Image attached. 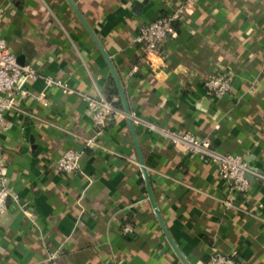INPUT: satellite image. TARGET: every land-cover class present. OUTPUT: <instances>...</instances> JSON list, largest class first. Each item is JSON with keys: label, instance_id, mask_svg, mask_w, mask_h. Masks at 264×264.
I'll list each match as a JSON object with an SVG mask.
<instances>
[{"label": "crops", "instance_id": "0c3cea01", "mask_svg": "<svg viewBox=\"0 0 264 264\" xmlns=\"http://www.w3.org/2000/svg\"><path fill=\"white\" fill-rule=\"evenodd\" d=\"M73 1L122 85L153 203L175 246L189 264H207L215 252L264 264V179L248 180L240 194L214 164L158 130L207 138L264 175V0H191L151 64L134 41L138 27L185 0ZM0 8V38L40 75L28 90L48 100L25 97L24 112L8 113L0 135L3 171L18 196L0 214V264H183L156 217L109 69L69 4L0 0ZM220 72L232 74L230 92L211 97L203 82ZM45 76L70 91L46 86ZM81 93L114 107L104 127L93 124ZM69 148L81 152V167L63 174L55 161Z\"/></svg>", "mask_w": 264, "mask_h": 264}, {"label": "built area", "instance_id": "2783aa9c", "mask_svg": "<svg viewBox=\"0 0 264 264\" xmlns=\"http://www.w3.org/2000/svg\"><path fill=\"white\" fill-rule=\"evenodd\" d=\"M191 0L179 4L169 13L162 15L155 20L144 23L138 27L134 41L145 59L151 62V56L160 54L161 47L168 36L173 32V25L176 21L182 20L185 11ZM3 9L0 8V14ZM137 65L130 68L129 74L137 72ZM40 75L31 64H20L16 56L10 52L6 42L0 38V135L7 128L6 115L12 112H24L22 101L25 97L30 96L42 105H47L48 100L44 93H31L26 84L36 80ZM46 86H58L64 92L70 91V88L60 78L51 76L42 77ZM232 74L230 72H220L211 74L204 82L206 94L221 98L228 94L231 89ZM80 96L86 101L90 111L93 124L102 128L114 116V107L104 98H93L85 93ZM130 116V115H129ZM132 119V117L130 116ZM133 121V120H132ZM154 129V126L150 124ZM160 133L167 138L173 145L183 146L191 155H198L204 163H211L216 166L217 174L227 185L240 194L248 191L249 181L247 174L264 179L259 171L252 168L248 161L238 154L223 153L217 151L207 138H198L195 135L185 132L176 133L168 129H158ZM88 146L95 145L94 139H86ZM81 152L76 149H66L55 161V169L63 174H72L80 170ZM3 149L0 141V214L7 210L8 198L14 201L18 200L16 194H12L8 178L4 174ZM221 202L227 207H233L239 211L247 212L239 205L234 204L229 199H221ZM249 213V212H248ZM131 227L125 224L122 228L123 234H129ZM55 258V253L49 254L47 260ZM111 260L106 259L103 264H110ZM207 264H236V260L223 253L215 252L209 256Z\"/></svg>", "mask_w": 264, "mask_h": 264}, {"label": "water", "instance_id": "95a60500", "mask_svg": "<svg viewBox=\"0 0 264 264\" xmlns=\"http://www.w3.org/2000/svg\"><path fill=\"white\" fill-rule=\"evenodd\" d=\"M66 2L69 4V6L71 7V9L73 10V12L75 13L76 17L78 18V20L80 21V23L82 24V26L84 27V29L86 30V32L88 33V35L90 36L91 40L94 42V44L96 45L97 49L99 50V52L101 53L103 59L105 60V63L109 69V72L114 80V83H115V86L118 90V94H119V98H120V101H121V104H122V108H123V112L126 114L127 116V123H128V126H129V130L131 132V135H132V139H133V142H134V145H135V149H136V152H137V155H138V162L140 164V169H141V172H142V175H143V179L145 181V185L147 187V191H148V195L150 197V200L153 204V208H154V211H155V214H156V217L158 218V221L163 229V232L164 234L166 235L168 241L170 242L172 248L174 249L175 253L177 254V256L181 259V261L183 262V264H189V262L187 261V259L182 255V253L178 250V248L175 246V244L173 243V241L170 239L167 231H166V228L160 218V215L153 203V198H152V194H151V190H150V182H149V177H148V173L146 171V168L144 167L143 165V160H142V156H141V153H140V149H139V145H138V142H137V138H136V134H135V131H134V124H133V121L132 119L130 118V110H129V107H128V104H127V100H126V96H125V93H124V90L122 88V85L118 79V76H117V73L112 65V62L110 60V57L108 56V54L106 53V51L104 50V48L102 47V44L100 42V39L96 36V34L94 33V31L92 30V28L89 26V24L86 22L84 16L81 14V12L79 11L78 7L76 6V4L74 3L73 0H66ZM253 175L251 174H247L246 175V178L248 180L252 179Z\"/></svg>", "mask_w": 264, "mask_h": 264}, {"label": "trees", "instance_id": "16d2710c", "mask_svg": "<svg viewBox=\"0 0 264 264\" xmlns=\"http://www.w3.org/2000/svg\"><path fill=\"white\" fill-rule=\"evenodd\" d=\"M110 80L112 82V92L118 97V90L115 86V83H114V80L112 79V77H110ZM118 107H121V102L119 100V97H118V100L117 102L115 103Z\"/></svg>", "mask_w": 264, "mask_h": 264}]
</instances>
